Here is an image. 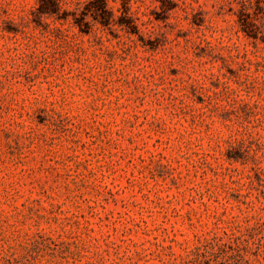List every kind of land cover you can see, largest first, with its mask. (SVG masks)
<instances>
[{
	"label": "rangeland",
	"instance_id": "1",
	"mask_svg": "<svg viewBox=\"0 0 264 264\" xmlns=\"http://www.w3.org/2000/svg\"><path fill=\"white\" fill-rule=\"evenodd\" d=\"M105 1L0 0V264H264V0Z\"/></svg>",
	"mask_w": 264,
	"mask_h": 264
},
{
	"label": "trees",
	"instance_id": "2",
	"mask_svg": "<svg viewBox=\"0 0 264 264\" xmlns=\"http://www.w3.org/2000/svg\"><path fill=\"white\" fill-rule=\"evenodd\" d=\"M98 5H99V7L97 8V10L100 9L102 11H107L105 0H101L100 4H98ZM188 264H196V260H191Z\"/></svg>",
	"mask_w": 264,
	"mask_h": 264
}]
</instances>
